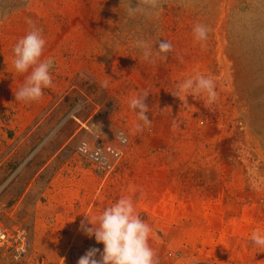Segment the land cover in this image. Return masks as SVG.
I'll list each match as a JSON object with an SVG mask.
<instances>
[{"label":"rangeland","instance_id":"obj_1","mask_svg":"<svg viewBox=\"0 0 264 264\" xmlns=\"http://www.w3.org/2000/svg\"><path fill=\"white\" fill-rule=\"evenodd\" d=\"M33 27L53 84L18 102L28 74L13 48ZM200 74L216 81L214 103L174 95ZM144 95L149 125L130 107ZM81 141L122 157L100 168ZM121 197L152 228L157 264H264L251 241L264 230V0H0V264L102 251L82 224Z\"/></svg>","mask_w":264,"mask_h":264},{"label":"clouds","instance_id":"obj_2","mask_svg":"<svg viewBox=\"0 0 264 264\" xmlns=\"http://www.w3.org/2000/svg\"><path fill=\"white\" fill-rule=\"evenodd\" d=\"M135 10L129 9L132 14ZM196 40L206 41L208 28L203 24H197L193 28ZM46 41L41 31L35 27L20 38L14 48V68L16 72L27 73L24 84L15 93V100L20 102L38 101L44 94V89L53 84L51 70L54 61L51 58H42ZM143 48V55L147 59L151 55L150 48L144 42H138ZM171 44L161 42L160 51L168 52ZM183 93L185 96L201 97L205 105H211L217 99L216 81L211 76L203 74L183 80L177 88L175 96ZM147 95L137 96L130 100V107L144 125H149L151 120L146 113L148 105L144 100ZM82 152L88 151L87 144H83ZM119 155L118 149H112ZM90 226L82 224L85 233L94 236L97 243L103 244L102 251L98 248L89 249L79 258L78 264H157L156 254L149 244L152 228L137 213L133 199L121 197L106 207L102 213L92 220L88 215ZM251 241L257 247H264V230H255L251 234ZM99 253V259H97Z\"/></svg>","mask_w":264,"mask_h":264},{"label":"built area","instance_id":"obj_3","mask_svg":"<svg viewBox=\"0 0 264 264\" xmlns=\"http://www.w3.org/2000/svg\"><path fill=\"white\" fill-rule=\"evenodd\" d=\"M118 138L120 144H125L127 141V137L123 132L118 133ZM85 143L88 146V151L86 153L79 150ZM112 149H118L119 155L114 154ZM77 151L80 155L84 156L86 159L103 169L113 168L117 161L122 157V150L119 147L105 143L95 144L87 141H81L77 146ZM10 237L9 232L0 225V246L7 245L11 241Z\"/></svg>","mask_w":264,"mask_h":264},{"label":"bare ground","instance_id":"obj_4","mask_svg":"<svg viewBox=\"0 0 264 264\" xmlns=\"http://www.w3.org/2000/svg\"><path fill=\"white\" fill-rule=\"evenodd\" d=\"M122 132V131H121ZM20 245H24V243H23V240L21 239V244ZM22 247H24V246H22Z\"/></svg>","mask_w":264,"mask_h":264}]
</instances>
